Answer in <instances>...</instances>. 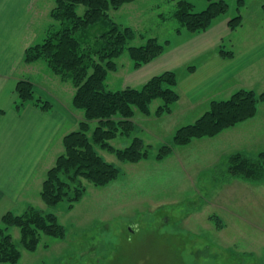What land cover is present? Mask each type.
I'll return each mask as SVG.
<instances>
[{"label":"rangeland","instance_id":"rangeland-1","mask_svg":"<svg viewBox=\"0 0 264 264\" xmlns=\"http://www.w3.org/2000/svg\"><path fill=\"white\" fill-rule=\"evenodd\" d=\"M178 1L138 0L110 12L115 22L135 31V45L144 44L150 37L157 38L163 44L169 43L161 56L139 68L134 67L126 51L117 60L118 71L110 73L108 77V89L117 91L126 87L141 88L150 80L149 75H144L148 66L160 61L171 51L188 46L190 36L206 33L216 22L205 32L190 34L174 18ZM187 1L194 5L195 12L204 10L208 5L206 0ZM226 2L229 11L220 18L227 19L230 28L229 21L238 15V4L237 0ZM262 2L264 0L247 2L242 15H245L246 21L243 22L246 27L249 23L252 26L253 22L259 23V6ZM34 6L36 30L43 32L39 41L41 43L53 24L51 12L56 3L55 0H34ZM84 11V7L79 9L81 15ZM232 43V40L226 41L223 44L225 46L221 47L232 51ZM260 64L261 69L252 67L245 75L254 81L264 79V57ZM196 69L195 64L186 67L188 72ZM181 72H178L180 76ZM25 78L33 83L36 96L41 97L37 89L41 86L68 105L73 112L68 113V116L74 121L67 119L59 136L52 142L48 155L36 174V181L30 188V191L36 192L37 187L38 192L35 196V193L28 195L29 199H38L33 204L38 209L53 212L57 216L65 229V236L62 239L42 236L35 252L20 248L22 253L18 264H264V184L233 181L230 187L223 185L227 174L224 173L225 164L238 151H230L222 164L213 167L218 175L209 171L211 165H204L205 156L198 147H177L174 154L166 160L158 162L155 159L158 149L164 143L161 141H167L159 139L164 136L160 133L159 123L150 124L146 118L160 119L173 112L181 99L179 83L177 91L180 98L173 105L171 113L156 117L136 111L132 119L136 128L132 134L129 137L120 135L111 142L116 149H124L130 146L133 138L140 137L153 147V155L149 159L138 163L124 162L116 154L97 147L98 153L119 169V177L105 187H95L83 181L87 188L86 195L72 209L68 208L67 202L49 209L41 198L43 182L48 170L64 152L63 138L79 129L84 113L73 108L72 85L62 82L60 77L54 75L45 61L24 63L18 82ZM262 89L261 85L255 86L253 91L260 94L264 91ZM15 94L17 98L16 90ZM45 100L52 102L48 98ZM159 103H154V110ZM52 104L53 110L54 101ZM27 107L28 105L25 109ZM263 115L261 113V117ZM142 119L145 120L143 123ZM189 124H181L182 126H177V130ZM96 125L95 122L90 125L88 135L91 139ZM168 138V141L172 140L170 135ZM255 145L252 153L264 152V142L261 146L259 141ZM218 176L223 178L218 181ZM26 209L15 214H21ZM10 233L20 247L19 230L12 228Z\"/></svg>","mask_w":264,"mask_h":264},{"label":"trees","instance_id":"trees-1","mask_svg":"<svg viewBox=\"0 0 264 264\" xmlns=\"http://www.w3.org/2000/svg\"><path fill=\"white\" fill-rule=\"evenodd\" d=\"M138 0H55L51 12L53 24L42 42L25 51L24 63L45 61L49 70L70 83L74 88L72 105L84 113L78 130L63 138L64 152L56 164L48 170L41 189V198L46 206L57 207L67 202L72 209L86 195L83 181L95 187H105L115 181L119 169L108 163L97 151L107 150L124 162L138 163L149 159L152 148L140 137H135L130 146L116 149L111 142L118 136L129 137L136 126L133 117L136 111L146 116L161 117L172 112L179 100L178 79L175 71H166L154 76L141 88L126 87L113 91L108 89L110 73L119 69L117 60L127 51L134 67L139 68L161 56L169 42L161 43L150 37L142 45H135V31L115 22L110 12L124 4ZM207 7L195 12L194 5L179 0L174 18L190 34L205 32L215 21L226 15L229 5L226 0H206ZM251 0H237L238 15L229 21L232 31L243 24V9ZM85 8L81 15L79 9ZM264 13V5L262 6ZM225 46V45H223ZM220 55L233 58L234 50L220 47ZM17 98L14 110L22 113L29 104L44 112H50L53 104L36 96L31 80L21 79L16 87ZM160 102L155 110L153 105ZM264 104V93L239 89L228 98L215 100L196 122L179 128L171 141L162 143L155 159L162 162L174 154L177 147L188 146L192 141L213 138L223 131L256 117L259 105ZM154 110V111H153ZM4 114L0 110V115ZM97 125L92 139L88 135L91 123ZM227 173L223 185L233 181L264 184V152L251 155L246 152L232 154L226 164ZM218 175V171H214ZM223 177H217L220 181ZM20 232V247L14 242L10 229ZM65 229L57 216L44 212L35 205L21 214L8 212L0 223V264H18L21 250L35 252L42 236L62 239Z\"/></svg>","mask_w":264,"mask_h":264},{"label":"crops","instance_id":"crops-1","mask_svg":"<svg viewBox=\"0 0 264 264\" xmlns=\"http://www.w3.org/2000/svg\"><path fill=\"white\" fill-rule=\"evenodd\" d=\"M263 5L262 2L259 6L261 18L258 24L253 22V26L249 23L246 27L244 15L242 26L232 31L228 20L220 18L206 33L190 36L188 46L171 51L146 68L144 75H149L150 79L168 70L175 71L178 76L181 99L173 112L160 119L146 118L150 124L159 123L160 133L164 135L160 140L168 141L169 135L172 138L177 126L195 122L215 100L229 97L239 89L253 90L261 85L264 90V79L254 81L245 75L252 67L261 69L260 62L264 57ZM35 22L34 0H0V110H5L0 115V222L6 213L21 212L38 200L28 197L38 192L37 187L36 192L30 191L36 174L67 119L74 121L68 116L73 113L71 108L41 86L37 87L41 97L54 101L52 111L44 112L33 104L21 114L13 109L25 51L39 42L43 33L36 30ZM230 40L233 41L235 57L224 59L219 50ZM191 64L197 69L186 71ZM179 71H182L181 76ZM261 113H264V104L259 105L255 118L217 137L194 140L186 149L200 148L205 156L204 165L212 166L209 171H214L216 164H222L230 151L256 155L261 151L252 153L255 144L259 141L261 146L264 142V115L261 117ZM239 140L242 141L238 143Z\"/></svg>","mask_w":264,"mask_h":264}]
</instances>
